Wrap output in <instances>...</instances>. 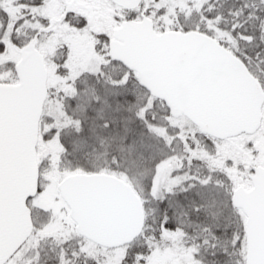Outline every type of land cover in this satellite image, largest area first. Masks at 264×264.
<instances>
[{
	"label": "snow or ice",
	"instance_id": "snow-or-ice-1",
	"mask_svg": "<svg viewBox=\"0 0 264 264\" xmlns=\"http://www.w3.org/2000/svg\"><path fill=\"white\" fill-rule=\"evenodd\" d=\"M0 264H264V0H0Z\"/></svg>",
	"mask_w": 264,
	"mask_h": 264
}]
</instances>
